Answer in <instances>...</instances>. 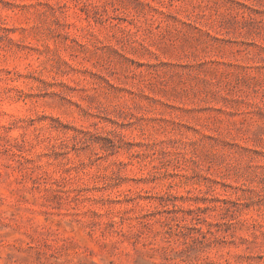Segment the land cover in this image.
Returning <instances> with one entry per match:
<instances>
[{"label": "rangeland", "instance_id": "374dc122", "mask_svg": "<svg viewBox=\"0 0 264 264\" xmlns=\"http://www.w3.org/2000/svg\"><path fill=\"white\" fill-rule=\"evenodd\" d=\"M0 264H264V0H0Z\"/></svg>", "mask_w": 264, "mask_h": 264}]
</instances>
